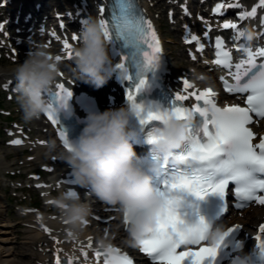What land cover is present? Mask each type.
Listing matches in <instances>:
<instances>
[{"label":"snow or ice","instance_id":"obj_1","mask_svg":"<svg viewBox=\"0 0 264 264\" xmlns=\"http://www.w3.org/2000/svg\"><path fill=\"white\" fill-rule=\"evenodd\" d=\"M224 4H218L214 13H221ZM229 9H238L239 3L227 6ZM258 8H264V0L252 7L250 11L243 10L237 13V19L244 21L257 16ZM105 8H99L101 23L105 29V38L110 44L113 40L114 30L120 36L138 38L147 46L143 53L145 60V71L156 69L162 60V47L159 37L151 21L147 19L141 10V15L134 16L124 14L120 18H114L115 23H110L104 17ZM260 24L264 27V17H261ZM3 25H0L2 28ZM223 29L234 31L233 41H240L244 38V30L237 23L224 22ZM211 26L204 33L207 38ZM264 34V33H261ZM73 40L78 37L73 35ZM187 43L196 42L199 45L198 51L204 50V44L200 38L193 35ZM237 51H243L245 57L233 63L232 51L226 47L222 37L217 36L214 42L215 60L213 63L227 70V76H221L225 91L230 94L245 95V106L232 104L224 107L218 106L217 93L212 88L204 90L196 89L187 79L182 80L180 91L175 93V99L171 108H161L160 105H152L146 108L143 103H137V97L150 84L147 77L142 78L134 89L127 91V101L140 117L141 125L147 127L154 125L148 133L147 143L155 140V132L166 120L175 117L180 120H187L195 117L196 123L189 127L188 136L182 147L164 155L153 150V164L151 175L157 194L166 201L167 211L158 218L155 227H150L137 237L139 251L145 254L150 264H217L222 247H226L225 241L234 233L243 229L240 224H235L221 236L214 244L209 245L207 234L211 228L204 217H200L195 224H188L178 209L183 203V194L194 195L200 200L206 199L209 195H218L223 201L221 212L226 214L228 205L226 197L229 186H234V197L238 201L236 207L243 209L248 203H256L264 206V136L257 140L256 133L250 125L259 119H264V46H258L256 50L245 43H235ZM63 49L67 59L73 60V44L68 40L63 41ZM57 62L62 61L61 55H56ZM195 60V55L192 56ZM116 65V68L127 73L125 61ZM259 60V62H258ZM63 76V73H60ZM131 79V77H127ZM4 87L15 88V82L10 81ZM55 96L59 101L60 108L66 107L72 96L70 87L66 83H57ZM192 91H189V90ZM193 98L196 103L191 107L185 106L184 102ZM59 109L50 103L46 118L53 124L59 126L57 112ZM254 117L257 118L254 121ZM59 138L63 147L70 144L67 133L59 126ZM10 143L21 145L20 139ZM44 144V141H40ZM55 159V158H53ZM51 171L52 169H48ZM68 184L75 181H67ZM40 185H38L39 187ZM71 194L75 195L76 191ZM99 219V217H97ZM128 213L123 215L125 227L133 223ZM46 232H51L45 228ZM71 235V233H69ZM55 240V237H53ZM257 247L264 252V223L258 228V234L254 237ZM56 240V243H59ZM242 245L236 244L239 249ZM92 249V240L86 246ZM84 260H88V252L80 249ZM95 264H134L127 253L121 252L118 248L108 246L107 248L93 249ZM78 258L68 257L63 264H74ZM55 264H62L60 250L56 252Z\"/></svg>","mask_w":264,"mask_h":264},{"label":"clouds","instance_id":"obj_2","mask_svg":"<svg viewBox=\"0 0 264 264\" xmlns=\"http://www.w3.org/2000/svg\"><path fill=\"white\" fill-rule=\"evenodd\" d=\"M244 39L251 44L256 38L254 28L244 29ZM75 72L79 81L102 88L116 71L109 53V43L99 17H89L78 34L73 48ZM60 75V65L45 47H31L22 63L12 69L16 101L25 121L38 119L49 110L46 95L52 91ZM133 117H138L129 104L119 109L92 112L78 138L63 147L58 158L71 169L75 184L86 189L100 201L118 206L124 215L134 221L126 226L129 243L137 244V237L147 228L155 227L158 218L167 211L166 201L157 194L153 177L142 166L134 148L139 132L130 127ZM195 117L180 120L172 117L163 122L151 143L153 150L164 155L183 146L189 127ZM55 142L49 144L50 149ZM73 190L62 193L57 206L69 230H82L91 213L90 206L81 201ZM188 223V222H187ZM190 224V223H188ZM224 223L211 224L207 242L214 245L228 230ZM105 247L106 242L100 241ZM232 264H252V254L242 249Z\"/></svg>","mask_w":264,"mask_h":264},{"label":"bare ground","instance_id":"obj_3","mask_svg":"<svg viewBox=\"0 0 264 264\" xmlns=\"http://www.w3.org/2000/svg\"><path fill=\"white\" fill-rule=\"evenodd\" d=\"M48 1L49 0H16L17 3L14 4V11L15 13H21V15L25 13L30 15L36 5L40 10L61 5H45ZM242 1H246L248 4V11L259 3V0H236L235 2L231 1V3L237 4ZM10 3H12V1H10ZM242 9H244V7H242ZM34 12L35 11H33V13ZM261 14H264V8H258L257 16L255 18H250V20L255 23L259 22L257 24H260L261 17L259 16ZM80 17L83 18L84 16ZM52 20L53 19L51 18L49 21ZM206 24L207 23H205V29L207 28ZM247 28H254V30H256V27H253L252 25H248ZM67 40L70 41L69 39ZM56 55L58 54L53 56ZM65 55L66 52L64 51L63 56ZM209 62L210 60L206 57L203 59L201 66L204 64L207 67L209 66ZM14 67L8 69L0 68V85L8 81H14L12 76V69ZM170 69L168 80L170 81L171 87L176 90L181 89L182 80L184 79H187L192 83L195 88L202 89H206L207 86L215 81L210 75L208 77H201L199 74L191 75L187 72L177 73L171 66ZM66 70L72 72L73 68H67ZM71 79L72 78H70V80ZM215 88L217 89L218 87L216 86ZM189 91H191V89ZM217 94L216 99L222 98L223 93L220 92ZM262 123H264V120L261 123H257L255 127L257 129L260 128ZM36 124H38V127L36 128H30L28 124H23L25 129L28 130L27 138H33L32 141L29 140L24 144L14 145L16 149L15 151L5 152L4 156L0 157V264H55V255L58 250H60V257H74L78 258L75 262H84V257L80 251L81 248H84V250L88 252V260L86 262L95 264L93 249H97L102 240L106 242L107 246L121 247L122 250L134 252L139 261L144 262V257L137 253L136 245L129 243L127 229L121 220L122 212L118 206H110L104 202L100 203V200L97 198L94 199L93 202L88 203L91 208V213L103 216L107 220L113 217V220L107 221L106 223L95 222L94 220H91V216H89L88 222L84 228L75 233L69 230V226L63 220L59 208L56 209L57 211L55 213H49V211L54 210L51 203V198L53 197L52 194H58V191L61 195L72 188H76L79 196L80 192H86L88 195L92 196L94 195L75 183H67V181H74V177L67 164L63 162L62 159L58 158V154L63 148L56 139V129L52 128L47 123L45 124L43 119H37ZM44 126L46 127L45 130H43ZM18 137H21V134H17V138L15 139H18ZM40 141H44L45 143L41 144ZM52 142H55L56 145L54 149L49 148V144ZM30 143V147H25V144ZM0 144L7 147L3 140ZM18 151H20V153ZM31 153L32 156L28 157L23 162L18 160L10 162L9 164L6 162V160L13 155H30ZM20 163L25 167L33 164L48 165V167L52 169L51 171H39L37 174L38 178L41 176L52 177L41 187L44 191L46 203L40 205V211H20V214L28 217L26 222L19 217L15 220L5 217L8 199L1 191L3 177L5 176L4 169ZM31 169L37 173L36 167H32ZM38 178L35 180L38 181ZM233 222L243 226V229H241V236L244 239L251 241V243L256 242L254 237L258 234L259 226L264 223V206L255 203V206H252L247 210L239 212L234 211L228 218L227 224ZM92 223L96 225L95 230L91 228ZM21 224L25 225L27 229L21 230L17 234L16 228ZM45 228L50 229L51 232H46ZM69 233H71V235H69ZM22 235H24V241L22 242L20 250L17 252L15 244L19 236ZM53 237H55V240ZM89 238L92 240V249L86 247ZM56 240H59L60 242L56 243ZM25 258L28 260H25Z\"/></svg>","mask_w":264,"mask_h":264},{"label":"rangeland","instance_id":"obj_4","mask_svg":"<svg viewBox=\"0 0 264 264\" xmlns=\"http://www.w3.org/2000/svg\"><path fill=\"white\" fill-rule=\"evenodd\" d=\"M145 5L147 6L148 10H150L153 20L155 21V25L157 29L160 31V35L162 37L165 49L169 54L170 65L172 69H174L177 73L178 72H187L191 75L199 74L201 77L205 74V68L201 66V60H192L188 55L186 46L183 45V41L181 40V34L183 30V22L185 20L195 21L196 19L203 18L202 9L205 10L207 8V4L205 3L199 4L198 0H143ZM188 2V7L190 8L191 12H189V17L185 18L183 12V8L181 7V3ZM52 2V3H51ZM57 5L61 4L65 7L69 6L67 0H49L45 5ZM53 7L50 9L51 14H55ZM3 10V9H2ZM41 11H37L36 15H40ZM52 14V15H53ZM55 16V15H53ZM51 18H55L52 17ZM2 19V15L0 16ZM204 28V27H202ZM12 32H15V29L12 27H6L3 31L0 30V68L8 69L14 67L18 62H23L25 58L24 55H28L26 52H19L13 53V47L18 49L16 45H12L14 38L10 35ZM27 34L24 35V37ZM21 40V38H19ZM47 43V42H46ZM31 50V48L27 49ZM60 68L64 67H75L73 63L62 61L60 62ZM207 73V72H206ZM75 74V73H74ZM72 75L73 74H69ZM74 81V80H73ZM5 84H8L6 82ZM4 86V85H3ZM2 86V88H3ZM7 91L4 89L0 91V142L3 140L7 147L0 144V157L4 156L5 152L8 151H15L14 145L10 143L15 139V135H10L9 130L12 129L13 131L20 133V129H24L23 124H28L30 128L38 127L36 124L37 119H33L31 121H25L23 119V114L20 110V107L16 101V94H12L11 87H5ZM107 91H103L105 94ZM40 119V117L38 118ZM46 127L44 126L43 130ZM25 133L28 130L24 129ZM30 141L33 138L29 139ZM28 140V141H29ZM51 141V140H50ZM25 147H30V144H26ZM20 153V151H18ZM32 156V153L29 154H20V155H13L6 162L9 164L10 162L25 161L28 157ZM41 164H33L30 166H23V164H16L5 168V173L10 172H20V176L16 178H10L9 176H4L2 181L1 191L7 197V209L5 213L6 218H10L12 220L17 219L18 217L21 218L24 222H26L27 216L20 214V211H33L39 212L40 205L46 203V199L44 197V191L37 187H34L33 184L36 183L32 179H34L37 175L36 173L32 172V167H36V171H40L39 168ZM34 171V170H33ZM43 181L48 180L46 176L42 177ZM25 186L30 185V187L24 188L23 192L18 191L15 188L17 186ZM58 195V194H57ZM81 201L86 202L87 204L93 202L96 199L95 196L88 195L86 192H81L79 196ZM103 203L102 201H99ZM36 206V207H34ZM54 210L49 211V213H55L57 207L53 206ZM233 211L229 213V217ZM96 214H91L90 219L94 220L95 222H104V219H97ZM21 216V217H20ZM89 219V218H88ZM91 228L93 230L96 229V225L94 223L91 224ZM25 225H20L16 228L17 234L21 230H26ZM102 231V229H101ZM23 236H19L17 242L15 244L17 252L20 250L22 246V242L24 241ZM25 260H28L25 258Z\"/></svg>","mask_w":264,"mask_h":264}]
</instances>
